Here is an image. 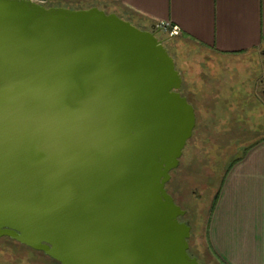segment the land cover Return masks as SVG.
Returning <instances> with one entry per match:
<instances>
[{"label": "water", "instance_id": "obj_1", "mask_svg": "<svg viewBox=\"0 0 264 264\" xmlns=\"http://www.w3.org/2000/svg\"><path fill=\"white\" fill-rule=\"evenodd\" d=\"M181 87L153 27L0 0V236L61 264H200L165 189L196 122Z\"/></svg>", "mask_w": 264, "mask_h": 264}, {"label": "rangeland", "instance_id": "obj_2", "mask_svg": "<svg viewBox=\"0 0 264 264\" xmlns=\"http://www.w3.org/2000/svg\"><path fill=\"white\" fill-rule=\"evenodd\" d=\"M156 37L182 79L179 93L196 114L193 136L165 189L185 211L190 251L202 258L200 264L215 262L207 241L215 195L229 168L264 140V56L222 57L183 36Z\"/></svg>", "mask_w": 264, "mask_h": 264}, {"label": "crops", "instance_id": "obj_3", "mask_svg": "<svg viewBox=\"0 0 264 264\" xmlns=\"http://www.w3.org/2000/svg\"><path fill=\"white\" fill-rule=\"evenodd\" d=\"M46 1L50 7H98L146 30L167 22L179 28L178 36L222 57H246L264 47V0ZM207 241L218 264H264V140L229 168Z\"/></svg>", "mask_w": 264, "mask_h": 264}, {"label": "flooded vegetation", "instance_id": "obj_4", "mask_svg": "<svg viewBox=\"0 0 264 264\" xmlns=\"http://www.w3.org/2000/svg\"><path fill=\"white\" fill-rule=\"evenodd\" d=\"M41 5L46 6V7L51 6L47 1L41 3ZM140 29L146 30L143 28H140ZM155 36H156V33H155ZM257 54L264 56V49L261 50ZM186 99L188 101V98ZM195 118H196V114H195ZM195 126H196V122H195ZM194 129H193V132H194ZM193 132H192V136H193ZM189 140L187 141V143L189 142ZM170 173H172V171ZM184 217L185 215L183 217H180L179 222L189 224V221L183 219ZM195 258L197 259V257ZM0 264H61V263L51 258L47 254H45L43 251L35 250L31 247L21 244L9 236H0Z\"/></svg>", "mask_w": 264, "mask_h": 264}, {"label": "built area", "instance_id": "obj_5", "mask_svg": "<svg viewBox=\"0 0 264 264\" xmlns=\"http://www.w3.org/2000/svg\"><path fill=\"white\" fill-rule=\"evenodd\" d=\"M33 3L41 4L43 3L41 0H26ZM155 33L160 32L163 35L167 36L168 38H174L180 34V30L178 27L170 25L167 22H160L154 27Z\"/></svg>", "mask_w": 264, "mask_h": 264}, {"label": "trees", "instance_id": "obj_6", "mask_svg": "<svg viewBox=\"0 0 264 264\" xmlns=\"http://www.w3.org/2000/svg\"><path fill=\"white\" fill-rule=\"evenodd\" d=\"M123 19V18H122ZM128 21V20H127ZM228 172V171H227ZM227 174V173H226ZM223 182H224V180H223ZM223 182H221V185H220V187H219V192H220V190H221V188H222V185H223ZM219 192H217V194L215 195V198H214V201H215V203H216V201H217V199H218V196H219ZM215 206V205H214ZM213 209H214V207H213ZM188 253H189V255L190 256H192V257H197V260H198V258H201V257H198L199 255H197V254H193L191 251H190V249L188 250ZM202 259V258H201ZM204 260V259H203ZM204 263L205 264H218L216 261L214 262V261H206V260H204Z\"/></svg>", "mask_w": 264, "mask_h": 264}]
</instances>
